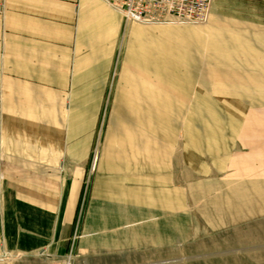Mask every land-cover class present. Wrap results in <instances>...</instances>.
Wrapping results in <instances>:
<instances>
[{
  "label": "crops",
  "instance_id": "crops-1",
  "mask_svg": "<svg viewBox=\"0 0 264 264\" xmlns=\"http://www.w3.org/2000/svg\"><path fill=\"white\" fill-rule=\"evenodd\" d=\"M219 176L264 177V0H213L199 27L127 22L102 0H0V255L114 251Z\"/></svg>",
  "mask_w": 264,
  "mask_h": 264
},
{
  "label": "rangeland",
  "instance_id": "rangeland-1",
  "mask_svg": "<svg viewBox=\"0 0 264 264\" xmlns=\"http://www.w3.org/2000/svg\"><path fill=\"white\" fill-rule=\"evenodd\" d=\"M123 57L124 53L103 99L99 134L88 165L93 173L109 131ZM86 179L88 185L90 177ZM158 224L161 229L156 227L151 235L138 230V234L122 238L114 251L85 255L74 246L62 257L46 251L5 252L0 264H264V177L195 180L186 210L163 216Z\"/></svg>",
  "mask_w": 264,
  "mask_h": 264
},
{
  "label": "built area",
  "instance_id": "built-area-1",
  "mask_svg": "<svg viewBox=\"0 0 264 264\" xmlns=\"http://www.w3.org/2000/svg\"><path fill=\"white\" fill-rule=\"evenodd\" d=\"M127 22L144 25L201 26L209 20L213 0H103ZM97 156V155H96Z\"/></svg>",
  "mask_w": 264,
  "mask_h": 264
},
{
  "label": "bare ground",
  "instance_id": "bare-ground-1",
  "mask_svg": "<svg viewBox=\"0 0 264 264\" xmlns=\"http://www.w3.org/2000/svg\"><path fill=\"white\" fill-rule=\"evenodd\" d=\"M102 1H103V0H102ZM103 2H104V1H103ZM105 3H106V2H105ZM106 4H107V3H106ZM107 5L110 6L109 4H107ZM110 7H111V6H110ZM111 8H113V7H111ZM113 9H114V8H113ZM117 11H118V10H117ZM208 22H209V20H208ZM208 22H207V23H208ZM137 23H138V22H137ZM207 23H206V24H207ZM206 24H205V25H206ZM143 25H144V24H143ZM148 26H165V25H148ZM172 26H174V25H172ZM189 26H191V25H189ZM201 26H203V25H201Z\"/></svg>",
  "mask_w": 264,
  "mask_h": 264
}]
</instances>
